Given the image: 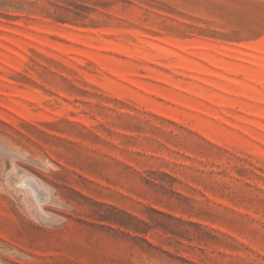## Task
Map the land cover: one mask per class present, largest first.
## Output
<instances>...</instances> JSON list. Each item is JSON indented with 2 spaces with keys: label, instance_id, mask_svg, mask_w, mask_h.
Here are the masks:
<instances>
[{
  "label": "rangeland",
  "instance_id": "obj_1",
  "mask_svg": "<svg viewBox=\"0 0 264 264\" xmlns=\"http://www.w3.org/2000/svg\"><path fill=\"white\" fill-rule=\"evenodd\" d=\"M0 264H264V0H0Z\"/></svg>",
  "mask_w": 264,
  "mask_h": 264
},
{
  "label": "bare ground",
  "instance_id": "obj_2",
  "mask_svg": "<svg viewBox=\"0 0 264 264\" xmlns=\"http://www.w3.org/2000/svg\"><path fill=\"white\" fill-rule=\"evenodd\" d=\"M33 191V190H32ZM33 193V192H32Z\"/></svg>",
  "mask_w": 264,
  "mask_h": 264
}]
</instances>
